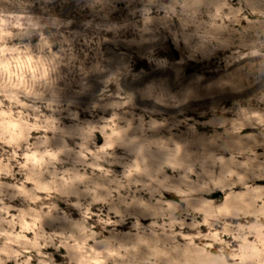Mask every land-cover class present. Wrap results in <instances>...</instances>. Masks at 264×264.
<instances>
[{"label":"clouds","instance_id":"clouds-1","mask_svg":"<svg viewBox=\"0 0 264 264\" xmlns=\"http://www.w3.org/2000/svg\"><path fill=\"white\" fill-rule=\"evenodd\" d=\"M0 264H264V0H0Z\"/></svg>","mask_w":264,"mask_h":264}]
</instances>
